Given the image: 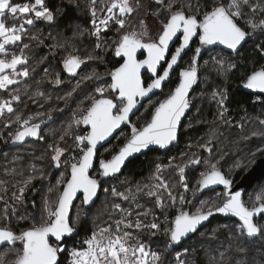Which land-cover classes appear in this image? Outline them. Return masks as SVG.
I'll return each mask as SVG.
<instances>
[{
  "label": "snow or ice",
  "instance_id": "obj_1",
  "mask_svg": "<svg viewBox=\"0 0 264 264\" xmlns=\"http://www.w3.org/2000/svg\"><path fill=\"white\" fill-rule=\"evenodd\" d=\"M157 4L163 7H157L155 11L146 14L157 18L159 28L153 35L144 18L139 19L135 27L129 24L130 18L138 15L144 7L141 0H103V3L99 4L98 0H90L88 11L93 25L90 34L96 37L95 49L105 52L109 50L101 33L107 31L111 24H115L118 26L115 30L119 33V39L114 42L115 56L124 58V62L105 74L92 70L80 76L65 95L58 97L67 103L78 92L83 91L85 84L89 82L95 84L96 81L103 79V75L110 77V83L96 85L95 95L89 97L87 106L81 107L73 114L71 120L62 126L58 136L53 132L55 142L48 146L52 153L50 159L53 167L59 169L63 166L66 175L57 180L55 185L47 186L48 195L42 197L38 217H31L34 222L30 228L16 234L10 227L0 225V249L12 246L9 253L0 255V264H58V255L64 251L61 242L66 236L73 234L76 231L75 225L80 223L81 212H77L74 223H70L69 217L77 194H82L81 205L87 207L94 204L101 190V181L89 174L97 158V146H103L102 142L108 140L122 124L130 125L131 134L126 142L111 155L110 159L99 160L100 177H117L130 157L150 146L169 147L177 141L182 118H185L186 112L192 107L189 94L202 75L199 64L202 49L220 44L237 52L250 36L259 33L264 37V0H204L203 4L201 0H157ZM105 12L106 15H99ZM9 19L11 23L8 22ZM38 19L49 22L54 20V14L45 6V0H34L24 4L0 0V90L5 93L11 90L10 98L0 99V121L6 128L13 124L18 126L12 135L13 144L23 143L29 137L44 139L41 134V126L46 124L44 116L37 113L25 117L22 112H18L14 108V103L21 101L22 90L19 87H11L24 84L26 89L28 87L26 80L35 71L34 67L30 69L28 66L29 57L26 50L30 45L23 41L26 36L39 40L38 36L30 35L26 27L34 25ZM241 21L244 26H241ZM178 34L182 36V42L167 60V66L162 74H159L158 66L166 60L169 44ZM193 37L198 38L200 47L195 48V54L180 70L179 82L162 99L153 103L150 94L163 89L170 71L178 64ZM9 46H16L18 51L9 52ZM67 47V41H56L52 45V48L57 50ZM257 47L264 53V44H258ZM141 49L147 51V56L138 60L137 52ZM73 52L78 50L73 48L68 52L62 61L61 69L73 78L87 61L101 63L104 61L102 55L87 54L81 57L79 54L73 55ZM43 59L46 58H42L41 63ZM209 63L217 76H226L237 69L236 63L223 57L212 56L209 62H205L206 65ZM145 68L152 73L150 82H145L142 78L141 70ZM207 70L206 67L205 71ZM44 74L49 78L54 77L52 82L57 85L63 82L59 72L50 73L49 69L45 68ZM243 86L264 93V65L251 71L244 79ZM24 94H27L26 91ZM45 96L44 92L37 90L29 99ZM46 98L51 99L50 96ZM145 98H148L151 109L150 119L137 127L131 122L130 115L134 110H138L137 106ZM211 98L220 109L218 112L220 120L225 124H231L230 119H225L227 89L217 86L211 92ZM52 119V114L48 113L47 120ZM261 124H264V120H261ZM81 125L88 126L86 134H78L75 131ZM252 135L264 136V132H253ZM66 138L73 140L74 148L77 150L75 155L69 152L66 156L67 150L59 146ZM216 139L217 132L213 130L208 139L203 143H197L196 147L210 153ZM188 147L192 148L193 145L189 144ZM258 151L264 152V149ZM255 155L252 153L250 164L255 162ZM201 163L206 164V170L200 173L197 188L189 189L186 170ZM218 164L219 161H203L198 153H184L179 160L173 157L167 165L157 164L149 182L137 185L135 191L128 189L127 192H121L112 187V195L125 201L136 200L140 194L154 198L155 207L164 216L163 222L152 208L137 211L133 219L131 209L122 208L119 203H115L109 212L108 220L103 224H96L80 248L71 249L70 264H164L163 254L154 251L150 244L141 240L131 230L139 232L148 230L152 237L157 234L166 236L167 250L173 245L180 244L190 234L197 233L204 222L215 213L238 218L239 230L236 233L230 232L228 239L235 242L237 253L246 255L248 248L240 243L241 239L245 236H264V223L255 220V217L264 214V192L254 194L249 205L242 199L241 191H231L233 181L225 176ZM31 167L32 174L27 176L17 173L14 168L8 170L7 175L23 177L15 183L0 179V201H4V207L0 211L4 220L16 215V205L24 204L25 190L33 185L35 180L49 179L50 173H45L43 169L37 170L35 165ZM235 167L239 168L241 165L237 163ZM169 170L173 173L175 182L165 177V172ZM10 184L16 188L10 197L13 203L8 202ZM214 185L224 186L223 196L217 194L215 199L199 201V207L192 205L191 200L186 199L183 194L191 191L195 197L197 192L203 193L205 189H210ZM103 191L108 192L109 189L104 188ZM52 195L54 199L49 198ZM178 202L183 207L169 219L166 215L168 209ZM189 205L194 211L188 210ZM32 207H36L35 201L32 202ZM136 207L143 206L137 202ZM148 217L151 219L148 220ZM17 218L24 220L28 216L20 215ZM50 237L55 238V245L50 243ZM212 238H216L215 233ZM17 242L21 245L19 250L15 247ZM232 247L233 244L230 243L223 251L217 249L218 258L217 255L207 253L209 264H233L232 257L228 255ZM187 251L188 249L184 250L185 253ZM180 256L181 253H177L176 260L179 264H187ZM234 264H246V261L237 259Z\"/></svg>",
  "mask_w": 264,
  "mask_h": 264
},
{
  "label": "trees",
  "instance_id": "obj_2",
  "mask_svg": "<svg viewBox=\"0 0 264 264\" xmlns=\"http://www.w3.org/2000/svg\"><path fill=\"white\" fill-rule=\"evenodd\" d=\"M27 1L29 0H13V2L15 3H23ZM201 3L203 4L204 0H201ZM46 5L53 12L54 20L51 22L45 21L43 19L36 20L34 25L28 28V32L30 33V35L38 36L39 40L30 39L28 36H26L23 41L24 43H28L30 45V48L26 50V54L29 57L28 66L30 67V69L34 67L35 71L26 80V84L28 85L26 89L24 84L11 86L12 88L19 87L22 90L21 101L18 103H14V105H20L19 107H14L18 112H22L24 114L27 113L28 115H30V112L33 111L36 114H42L44 116V119H47L48 113L52 114L53 120L49 122L42 131L43 137L48 128L57 127V130H60L62 126L59 125L61 123H67L69 120H71L73 114L76 112L74 110L75 108H77L76 106H83L81 105V103L87 106V98L92 95H95L94 89L96 85L103 84L102 82H104L105 80H109L110 78H107V75H103V79L100 81H96L95 84L92 82L85 84L83 91L78 92V94L73 97V100H68L67 103L62 99H58V97L65 95V93L71 89L74 83L62 82L61 84L57 85L52 82V79H54V77L49 78L45 76L44 69L48 68L50 73L59 72L62 81H65V78H68L70 79V81H73L84 71V69L88 66L90 62L87 61V65L75 78L62 71V56L64 55L63 49L54 50L52 48V45L53 43H55V37H57L58 32L63 31L62 35H65V37H71V39H67L66 41L70 46H75V49H81L87 52L88 50L92 49V47L95 48V45L92 44L88 46V43H91L90 40L93 39H91V37L93 36L90 34L92 31L89 25L92 26V24L89 19L88 0H83L82 4L75 5L65 0H47ZM143 5L144 7L140 10V13L138 15H135L134 18L130 19L133 21V23L129 20V24L131 23L130 25L132 27L133 25L136 26L138 20L144 18L148 22V25L152 29H155L157 24L154 21L153 16L146 15L147 13L153 12V7L149 5V3H143ZM257 19H259V17H257ZM75 26H79L81 29L83 28L82 31L75 28ZM116 27L118 26L115 24H111L109 29L107 31H103V33H108L109 35L116 34L117 31L114 30ZM252 42H254L253 45L251 44V47H246L244 53L241 54L243 55V58L240 62L237 63V69L233 70V72H229V76L228 74L226 76H218V80L215 79L214 81H212V83H216V87L219 86L222 88L225 86V88L227 89L228 99L226 101L225 108L228 109V115L235 122L232 124L219 125V121H217L218 130L216 129V132L218 139L213 141L212 146L214 150L209 153L204 149H198L196 147L197 143H203L208 139V125L209 128L214 129L216 120L215 118L217 117L219 111L217 107L215 109L213 105H210L206 99L201 98L200 104L196 100L195 109L193 112H195L198 108L199 111L195 112V116H193V113L189 121L186 122L177 145H175L168 152L151 150L146 154L134 158L133 160L128 162L121 175L103 184L100 196L93 206H82L83 212L81 216V224L77 225L78 227L75 226L76 234L66 238L65 242L62 244V246L64 247V251L60 253V264L66 262L67 260H70L69 248L71 246L80 247L82 245L83 240L87 239L91 235V232L95 226L93 222H90L93 212H95L96 210L98 212L103 211V219L101 221L96 219L100 224H103L105 221L108 220L109 212L112 211L113 199L107 196L103 207H100L98 209L102 201V196H105V192L103 191V189L108 188L109 192L111 193V188L113 187L111 183H115L116 181L122 180L124 177L131 178L133 182L146 181L152 175L153 167L155 166V164H157V160H159L157 156L159 157L160 155H162L164 158H166L171 156L172 154H175V157L177 158V160H179V158L184 153H198L202 157L203 161H219L218 167L222 169V171L226 175L234 173L238 175L239 178L255 163H249V161L252 159V153L256 154L255 161L264 154V152H260L256 149L257 145L262 143L263 136L261 140L259 136L252 135L253 132H264V124H261V120H264V96L252 95L239 88L241 82L245 79L244 77L247 74H249L254 69L264 65V57L262 56L264 53L256 49L258 48V44H264V37L260 36V34L257 33V37H255ZM15 49L16 51H18L16 47ZM241 55H238L237 59H240ZM42 58L46 59H43V62L41 63L40 61ZM103 62L104 66L102 64L98 65L99 73L101 74L107 73V70L109 68H112V70H114L116 67H118V63L120 62V60L117 56H115V47H113L107 53ZM104 67L107 69H104ZM226 77H228V80L225 79ZM37 90L44 92L46 96L34 97L33 99H29V97L33 96V94ZM25 91L27 94H24ZM2 92L3 94L7 95L8 98H10V91L9 93H5L2 90ZM48 96H50L51 99H47L46 97ZM57 109H63V111H57ZM62 118H66L67 120L61 121ZM200 118L205 120H203L202 123H197L196 119L198 120ZM192 120H194V122H192ZM240 125H243V128ZM188 126H190L191 129L187 130ZM17 127V125L13 124V126L6 128L2 125L0 121V178L15 183L17 179L19 180L18 175L12 177L10 175H7L6 172L14 168L18 173V171H20L19 167L22 166L23 169H28L32 165H35L37 170L43 169L45 173H49L50 171L53 172V169H57L54 168L52 165L50 159L52 153L51 149L48 147L50 144H53L51 143L52 141L50 139V137L54 138L53 132H55L56 136H58L56 129L52 130V132L49 133V137L45 136L43 140L31 139L24 142L20 146H11L12 135L16 131ZM79 129L81 130L79 131V134H86L87 130L84 125H81L78 130ZM123 131L130 132V129L124 128L121 132ZM120 133H118L117 135H119ZM249 134L252 137H250ZM8 135L10 136L7 137ZM117 135L108 145L104 146L102 149L99 150L100 157L108 158L106 154L102 155L104 149L112 146L113 150L115 151L117 145L122 144L124 142L125 138L122 137L120 139H117ZM6 137L8 138V140H6ZM67 139L73 142L72 139ZM257 139L259 140L256 141ZM189 144L193 145V147L189 148ZM27 145L33 146H30L31 149L29 150L26 149ZM22 148H24L21 153L23 155V160L14 159L13 154L8 157H3V154L6 152L8 153L10 151ZM75 150L76 149H74V151ZM237 163H239L241 167L236 168L235 165ZM205 170V163L189 167L186 170V180L189 189L192 188L193 184H196L198 186L200 173ZM57 171H59L60 173L59 169H57ZM57 171H55V173ZM165 174L169 176L173 173L171 172V170H169L166 171ZM92 175H99L98 166H96ZM173 181H175V179H173ZM107 183L108 185L106 186ZM263 183L264 178L261 179L258 183H256L249 192H251L257 186H260ZM197 186L195 188H197ZM115 188L118 191H121L118 187L115 186ZM15 190L16 188L12 187V185L10 184L8 193L9 203H13L10 197L11 193ZM215 191L218 190L210 191V194H213ZM41 192V181L35 180L33 182V185L28 188V192L25 195L24 204H26V206L16 205L17 209L20 210L18 211V213H16V215L11 216L9 220H4L2 218V211H0L1 224H4L6 227H10L13 231L17 233L22 232L20 230L22 228H30L32 225L29 221H25V219L20 220L17 217L22 215L21 213L25 209L29 211L35 210V208L40 202ZM190 192L191 191L187 192V196H190ZM210 194L205 193L201 195L199 194V192H197L195 195L196 202L202 199L206 200ZM113 197L115 198V201L117 199L116 202L119 203L122 208L129 203V200L125 201L119 197ZM246 199H249L248 196H246ZM81 200L82 197H80L76 202L73 208V213L77 204ZM33 201H35V208L32 207ZM153 201L154 200H152L151 198H149L147 202L141 199L139 204L143 207L134 208L132 218H135V214L137 211H143L144 208H152L155 213L159 214V219L163 218L164 220V216L161 215L160 210L153 205ZM246 201L249 202V200ZM192 205H194V202H192ZM3 207L4 201H0V210H2ZM188 209L194 211V208L191 205L188 206ZM168 211L169 212H167L166 215L169 216V219H172L173 216L178 212L177 209H172L171 207L168 209ZM83 213H87V215H84ZM147 219L150 220L151 217H148ZM71 223H73L72 218ZM231 227L239 228V223L235 221L230 222L225 219L216 218L212 221L210 225L204 227L201 231L195 234L190 240L184 242L181 246L176 247L173 245L167 250H165V245L167 242L166 236L157 234L156 236L152 237L148 234L147 230L146 239L148 238V242L153 247L154 251H158L163 254L164 264H167L168 261L170 262V259L176 260L177 253H181L180 259L187 261V264H209V258L207 253L217 255L218 258L216 250L219 249L220 251H223L225 248L228 247L230 243L233 244V247L228 252V255L232 257L233 264L237 259L245 260L246 264H264V236H259L255 239H248L246 236L243 237L240 243L244 247L248 248V252L246 255L237 253L235 251V242L230 241L228 239V234L230 233V230H232ZM141 233L140 237H142ZM214 233L216 236L215 239L212 238ZM18 244L20 245V243H17L16 245ZM185 249H188L187 253L184 252ZM183 254H187V256H183Z\"/></svg>",
  "mask_w": 264,
  "mask_h": 264
},
{
  "label": "rangeland",
  "instance_id": "obj_3",
  "mask_svg": "<svg viewBox=\"0 0 264 264\" xmlns=\"http://www.w3.org/2000/svg\"><path fill=\"white\" fill-rule=\"evenodd\" d=\"M65 1H67V2H69V3H71V4H82V2H83V0H65ZM144 1V2H143ZM31 2H34V0H29V1H27V3H31ZM141 2L142 3H149V5H151L152 7H153V10L152 11H155L156 9H157V7H163V5H158L157 4V0H141ZM46 3H47V0H45V6L47 7V5H46ZM162 16H163V13H162ZM131 19V18H130ZM153 19H154V21L156 22V24H157V26H156V28H157V30H158V28H159V25H158V23H157V18L155 17V16H153ZM132 20H130V22H131ZM12 22V21H11ZM10 22V23H11ZM15 23H20V21H15ZM89 24V23H88ZM92 24V23H91ZM32 26V25H31ZM31 26H27L26 25V27L27 28H29V27H31ZM90 26V28H91V31H93V25L91 26V25H89ZM75 28H77V29H79V30H81L82 31V29L79 27V26H75ZM116 28H118V27H116ZM115 28V29H116ZM114 29V30H115ZM114 30H112V31H114ZM111 31V32H112ZM62 33H63V31L62 32H58V34H57V37H55V42L56 41H61V42H63V41H66L67 39H71V37H65V35H62ZM101 35H102V38H103V40L104 41H106L107 42V44H108V51H101V50H99V49H95V48H93L92 47V49H90V50H88L87 52H85L84 50H81V49H77L78 50V52H73L72 54H79L81 57H83V56H85V55H87V54H92V55H102L103 57H104V59H105V57H106V55H107V53L113 48V47H115V44H114V42L115 41H117L118 39H119V33L117 32L116 34H111V35H109L108 33L107 34H104L103 32L101 33ZM256 35V37H257V34H255ZM93 36V35H92ZM93 38V39H92ZM63 39H65V40H63ZM91 39L92 40H90L91 41V43H88V46H90V45H92V44H94L95 45V42H96V37L95 36H93V37H91ZM15 47L16 46H9V52H17L16 51V49H15ZM73 48H75V46H73V45H69L68 44V47L66 48V49H63V56H62V61H63V59H64V57L68 54V52H70V51H72V49ZM54 50H57V49H54ZM212 56H213V54H212ZM212 56H209V58H207L206 60H205V62H209L210 61V58L212 57ZM214 56H217V57H222L223 55H221L220 53H218L217 55L216 54H214ZM224 58H225V56H224ZM241 60L240 59H235V60H232V62H234V63H238V62H240ZM205 62H203L202 64H203V72H202V80L204 81V83H202V88H201V90H200V92L198 93V94H196V96H195V99L198 101V103L200 104L201 103V101H200V99L201 98H204V99H206L207 101H208V103L210 104V105H213V107H215V109H216V107H217V109H219V107H218V105L216 104V102L214 101V100H212V98H211V92L216 88V83H212V81H214L215 79H217L218 80V76L215 74V72L212 70V65H211V63H209V64H205ZM99 64H102L103 66H104V62L103 63H101L100 61H90L89 62V64H88V66L84 69V71L76 78V79H79L80 78V76H83L84 74H86V73H88V72H91L92 70H96L97 72H99V68H98V65ZM207 67V71H205V68ZM104 69H107V68H105L104 67ZM112 70V68H109L108 70H107V72H109V71H111ZM231 72H233V70L231 71ZM228 76H229V73H228ZM107 78H109V76H107ZM75 79V80H76ZM225 79H227L228 80V77H226ZM65 81H63V83L65 82V83H75V80H71L70 81V79H68V78H65L64 79ZM103 84H101V85H104V84H107V83H110V78H109V80H105L104 82H102ZM222 88H225V86L224 87H222ZM10 92H11V90H10ZM95 93V92H94ZM107 95V94H106ZM4 98H8V96L7 95H5V94H3V92H2V90H0V99H4ZM87 99H89V97L87 98ZM70 100H73V98L72 99H70ZM69 100V101H70ZM156 100H152V102L154 103ZM196 102V101H195ZM81 105H83V106H86L85 104H83V103H81ZM80 105V106H81ZM20 105H14V107H19ZM83 106H81V107H83ZM77 108H75L74 110L77 112L81 107H78V106H76ZM77 109V110H76ZM226 109V108H225ZM151 110V109H150ZM150 110H149V103L147 104V107L145 108V109H143V111L139 114V116L137 117V121H139V123L140 122H143V121H145L146 120V118H148V116H149V112H150ZM196 111H199V108L196 110ZM195 111V112H196ZM219 111H220V109H219ZM218 111V112H219ZM75 112V113H76ZM195 112H194V115L193 116H195ZM24 114V113H23ZM36 113L35 112H33V111H31L30 112V115H35ZM216 114V113H215ZM62 115V114H61ZM24 116L26 117V116H28V114L27 113H25L24 114ZM216 120H215V125H214V129H211V128H209V125H208V129H207V133H209V135H210V133H211V131H213V130H216L217 129V127H218V123H217V121H219V125L221 124H225V123H223L221 120H220V118H219V116L217 115V117L215 118ZM225 119H230L231 120V124L232 123H235L233 120H232V118L228 115V109H226V111H225ZM67 119L65 118H62L61 119V121H66ZM203 120H205V119H196V122L197 123H202L203 122ZM70 121V120H69ZM68 121V122H69ZM37 122H39L38 120H37ZM67 122V123H68ZM192 122H194V120H192ZM1 123H2V125H3V122L1 121ZM67 123H61L59 126H64V125H66ZM239 123V122H238ZM13 126V125H12ZM59 126H58V128H59ZM62 128V127H61ZM243 128V127H242ZM241 128V129H242ZM56 129V131H57V133H58V135H59V133H60V130H57V127H51V128H48L47 130H46V132H45V134H44V137L45 136H47V137H49V133L50 132H52V130H55ZM189 129H191V127L190 126H188V128H187V130H189ZM218 130V129H217ZM216 130V131H217ZM78 134L80 133L79 131H81L80 129L78 130V129H76L75 130ZM129 135H130V132H126V131H123V132H121L119 135H117V139H120V138H125V140L129 137ZM209 135H207V137H209ZM10 135H8L7 137H9ZM249 136L250 137H252L250 134H249ZM6 137V140H8V138ZM259 138H261V140H262V136H259ZM50 139H51V143H54L55 142V138H53V137H50ZM124 140V141H125ZM259 139H257L256 141H258ZM197 142H198V140H197ZM196 142V143H197ZM193 144V143H192ZM195 144V143H194ZM118 145H120V144H118ZM117 145V146H118ZM30 146H33V145H27V148L26 149H31V147ZM59 146L60 147H62V148H64V149H66L67 151H66V153H65V155L67 156L68 155V153L69 152H71L73 155H74V143L73 142H71L69 139H65V141L64 142H60V144H59ZM114 146V145H113ZM212 148H213V146H212ZM257 150L258 149H264V136H263V140H262V143L261 144H259V145H257V148H256ZM24 150V148H22V149H17V150H14V151H10V152H6V153H4L3 154V157H8V156H10L11 154H13V157L15 158V157H20V160H23V155L21 154L22 153V151ZM213 150H214V148H213ZM113 150V147L112 146H110V147H107L106 149H104V151H103V153H102V155H107L108 156V158L109 157H111V155L112 154H114V152L116 151H114ZM256 151V150H255ZM22 157V158H21ZM173 157H175V154H172L171 156H169V157H166V158H164L162 155H160L159 157L157 156V158H159V160H157V164H159V163H161V162H163L164 163V165H167L171 160H172V158ZM63 159V158H62ZM256 162V161H255ZM157 164H155V166L153 167V172L155 171V167H156V165ZM23 167V166H22ZM22 167H19V170L20 171H18V173H23V176H27V175H29V174H32V167H30V168H22ZM55 168V167H54ZM59 170H60V173H59V171H57V169H53V172L52 171H50L49 173H50V176H49V179L48 180H46V181H41V185H42V192H41V196H40V202H39V204L37 205V207L35 208V210H33V211H29V210H24V211H22V215H27L28 216V218L27 219H25V221H29L30 222V224L32 225L33 224V220H32V218L31 217H33V216H37L38 217V213H39V210H40V207H41V201H42V197H44V196H46V195H48V193H47V186L49 185V184H52V185H55V183H56V181L57 180H59L62 176H64V175H66V172H65V169L63 168V166L61 167V168H59ZM55 171H57L56 173H55ZM152 172V173H153ZM245 173V172H244ZM243 173V174H244ZM37 175L39 174V172L37 171V173H36ZM242 174V175H243ZM236 174H234V173H230V174H228L227 176H229V177H233V176H235ZM241 175V176H242ZM236 176H238V175H236ZM240 176V177H241ZM18 177H19V180H20V178L22 179L23 177L22 176H20V175H18ZM151 177V176H150ZM150 177L146 180V181H144V182H139V181H136V182H133V180H131V178H128V177H124L122 180H119V181H116L115 183H111V185L113 186V187H118L120 190H121V192H127V190L128 189H132L133 191H135V188H136V186L137 185H140V184H144V183H148L149 182V180H150ZM165 177L166 178H169V179H171L172 180V182H175V181H173V179H175L174 178V175L172 174V175H169V176H167V174H165ZM239 177V178H240ZM1 179V178H0ZM18 180V179H17ZM259 182V181H258ZM257 182V183H258ZM105 184V183H104ZM108 185V183L106 184V186ZM110 185V184H109ZM197 185L196 184H193V186H192V188L191 189H195V187H196ZM30 187V186H29ZM28 187V188H29ZM28 188L25 190V193H24V196L26 195V193L28 192ZM181 192H182V189H181ZM260 192H264V183L263 184H261L260 186H257L255 189H253L251 192H249V194H248V200H249V203L251 204V202H252V199L254 198V194H259ZM185 196H186V199H189V200H191V202H194V205L196 206V207H199V201H202V200H204V199H202V200H198V202H196V198L195 197H193V195H192V193L190 192L189 193V195L190 196H187L188 195V193H183ZM200 194V193H199ZM207 194H210V192H208ZM217 194H222V190H218V191H215L213 194H210L209 196H208V198L207 199H209V198H212V199H215V197H216V195ZM107 196H109L111 199H113L112 200V206H113V204H115V203H117L116 201H117V199H116V201H115V198L111 195V193L108 191V192H105V196L103 195L102 196V201H101V204L99 205V207H98V209L100 208V207H103V205L105 204V201H106V197ZM113 197V198H112ZM138 197L139 198H141V199H143V201H145V202H147V200L149 199V197H147V196H145V195H143V194H140V195H138ZM24 198V197H23ZM49 198H53L54 199V195H52V196H50ZM109 198V199H110ZM152 200H154V198H151ZM206 199V200H207ZM108 202V201H107ZM144 202V203H145ZM196 203H197V205H196ZM153 205H154V203H153ZM23 206H26V204H23ZM155 206V205H154ZM181 207H183V205H181L179 202L177 203V204H175V205H173V206H171V208L172 209H177V211H179L180 209H181ZM18 210H20V209H17V212L16 213H18ZM77 212H83L82 211V205H81V201L77 204V206H76V208H75V210H74V213H73V217H72V219H73V223L75 222V220H76V214H77ZM169 212V211H168ZM30 214V215H29ZM81 216H82V214H81ZM103 211H100V212H98L97 210L95 211V212H93L92 213V218H91V220H90V222H93V224L94 225H96V224H100L96 219H98L99 221H101L102 219H103ZM168 216V215H167ZM169 217V216H168ZM162 220H163V218L162 219H160V221L162 222ZM264 223V222H263ZM81 224V218H80V223H79V225ZM0 225H2L1 224V222H0ZM2 226H5L4 224L2 225ZM75 226H77V225H75ZM78 227V226H77ZM26 228H22V229H20L21 231H23V230H25ZM231 229L232 230H230V232H232V233H236V232H238V230H239V228H235V227H231ZM131 231H133L134 232V234L135 235H138L139 237H140V233L141 232H139V231H137V230H135V229H132ZM146 233H147V230H144L141 234H142V237H140V239L141 240H143L144 242H146V243H148L149 244V242H148V238L146 239ZM20 246L21 245H15V247H16V249L17 250H19V248H20ZM82 246V245H81ZM80 246V247H81ZM12 246H9V247H7V248H3L1 251H0V255H3L4 253H9V251H10V248H11ZM80 247H75V248H80ZM152 247V246H151ZM73 247L71 246L70 248H69V250L71 251V249H72ZM152 249H153V247H152ZM183 256H187V254H183ZM70 259H71V257H70ZM172 261V262H171ZM69 262V264H70V260L68 261ZM167 264H179L178 263V261L177 260H175V259H170V262L168 261V263Z\"/></svg>",
  "mask_w": 264,
  "mask_h": 264
},
{
  "label": "water",
  "instance_id": "obj_4",
  "mask_svg": "<svg viewBox=\"0 0 264 264\" xmlns=\"http://www.w3.org/2000/svg\"><path fill=\"white\" fill-rule=\"evenodd\" d=\"M179 36H180V34H178L177 37L173 38V40L170 42V44H169V50H168V53L166 54V60H165V61H162V62H161V65L167 61L168 56H169V54H170V52H171V50H172V47L174 46V44L176 43V41L179 39ZM195 38H197V37H193L192 41L190 42L189 47H188L187 49H185V53L191 48V46H192V42H193V40H194ZM248 40H249V38L247 39L246 43L248 42ZM181 42H182V39H181ZM246 43H244L238 51H240ZM198 47H200V44L198 45ZM215 47H221L222 49H225V50H227V51H229V52L236 53V52H233V51L230 50V49H227V47L224 46V45L217 44V45H213V46H208V47L202 49L201 59L199 60V64L201 63V60H202L203 55H204L206 52H208L210 49L215 48ZM196 48H197V47H196ZM238 51H237V52H238ZM142 52L145 53V56H144L143 58L140 59V55H141ZM185 53H182V57L184 56ZM146 56H147V51L144 50V49H141L140 51L137 52V59H138V60L145 59ZM180 61H181V59L178 61V64H177L176 66H173V69L170 71L169 78H168L167 81H165L164 85L170 80V77H171L172 72H173V71L175 70V68L180 64ZM123 62H124V58H123V61L121 62V64H122ZM86 65H87V62L81 66V69L78 70V74L83 70V68H84ZM161 65L158 66V69H157V72H158V73H159V70H160V68H161ZM119 66H120V65H119ZM119 66H118V67H119ZM146 72H148V73L151 74V76H152V73H151L149 70H147L146 68H145V69H142V70H141V75H142V78H143L144 80H145L144 75H145ZM67 74H68V73H67ZM68 75H69V74H68ZM178 82H179V81H178ZM199 85H200V80L198 81L197 85H194V86H193V90H192V91L190 92V94H189L190 97H191L192 93L195 91V89L198 88ZM239 88H240L241 90H243V91H245V92H247V93L253 94V95H264V93H261V92L255 91V90H251V89H247V88H245V87L243 86V82L240 84V87H239ZM159 91H161V90H157L156 92H159ZM156 92H155V93H156ZM150 95H151V97H152L154 94H150ZM146 100H148V98H145V100L141 101V104L137 106L138 110H134L133 114L130 115V120H131V122H132V118H133V116H134V115H135V114H136V113L142 108V106H143V104H144V102H145ZM192 108H193V103H192V107L186 112L185 118H182V121H181V128H182V126H183V123H184L185 119L188 117L190 111L192 110ZM52 120H53V119H52ZM52 120H47V119H45L46 124H44V125L41 126L42 131L44 130V128L46 127V125H47L49 122H51ZM132 123H133V122H132ZM84 127L86 128L87 131L89 130V129H88V126H85V125H84ZM124 128H129V129H130V134H131V127H130V125L122 124L121 127H120L119 129H117V130L112 134L111 137L108 138V140L102 142V145H103V146H100V145L97 146V148H98V151H97V158H96V160H94L93 168L90 169V171H89V174H90L91 176H93L92 173H93V171L95 170L96 166H98V169H99V160H100V159H110V158H111V157H109V158H106V157H100V156H99V150L102 149L104 146L108 145V144H109V143H110V142L116 137V135H117L118 133H120ZM181 128H180V130H179V132H178V139H177V141H175L172 145H170V146L167 147V148H160L159 146H150L148 149L142 150L141 153L134 154L132 157L129 158L128 161L125 162L124 167L121 169V172L117 174V176H119V175H121V174L123 173V171H124L126 165L128 164V162H130L131 160H133L134 158H136V157H138V156H141V155H143V154H146V153H148V152L151 151V150H159V151H161V152H168V151H170V150H171V149H172V148L178 143V141H179V139H180V136H181ZM41 134H42V132H41ZM129 136H130V135H129ZM31 139H37V138L29 137V138H26V140H25L24 142H26V141H28V140H31ZM24 142H23V143H24ZM125 142H126V140H125L122 144L118 145L117 148H116V150H117L119 147H121ZM23 143H16V144H13V143L11 142V146H20V145H22ZM115 152H116V151H115ZM115 152H114V154H115ZM221 171H222V169H221ZM99 172H100V169H99ZM222 172H223V171H222ZM223 173H224V172H223ZM224 174H225V173H224ZM225 176L228 177V178H230V179L233 181L232 186H231V191H232V192H235V191H241V192H242V199H244V201H245V195H246V194H247V193H248V192L254 187V185H255L258 181H260L261 179L264 178V155H262L261 157H259V158L256 160V162H255V163H254V164H253V165H252V166H251V167H250V168H249V169H248V170H247V171H246V172L240 177V178H238V176H236V175L233 176V177H229V176H227V175L225 174ZM93 177H96V178H98V179L101 181V189H102V186H103L104 183H106L107 181L112 180V179L115 178V177H100L99 175H98V176H93ZM213 190H222V194H221V196H223V193H224V191H225L223 185H214V186H212L210 189H205L204 192H203V193H200V194L203 195V194L208 193V192L213 191ZM100 193H101V190L98 192V194H97V198H95L94 204L97 202V200H98V198H99V196H100ZM80 197H82V194L78 193V194H77V198L73 201V205H72V208H71L70 213H69L70 223H71V218H72V214H73V208H74L76 202L78 201V199H79ZM245 202H246V201H245ZM94 204H93V205H94ZM93 205H91V206H93ZM188 210H189V209H188ZM189 211H191V210H189ZM262 216H264V214H261V215L255 217V220L257 221V219H260ZM216 218L225 219V220H236V221L239 222V220H238L237 217H234V216H231V215H224V214H222V213H215L212 217L209 218L208 221H205V222H204V224L198 229L197 233H198L199 231H201L204 227L210 225V224L212 223V221H213L214 219H216ZM14 232H15V231H14ZM197 233H195V234H197ZM16 234H20V233H17V232H16ZM75 234H76V231H75L73 234H71L70 236H66V237L64 238V240H63L61 243L63 244V243L65 242V239H66V238L71 237V236H73V235H75ZM195 234H190V236H189L188 238H185L184 240H182V242H181L180 244H177V245H174V246H176V247L181 246L184 242L190 240ZM247 238H248V239H253V238H255V237H247ZM49 240H50V243H53V244L55 245L56 241H55V238H54V237H50ZM17 243H20V242H17ZM2 249H3V248H2ZM2 249H0V251H1ZM59 263H60V254L58 255V264H59Z\"/></svg>",
  "mask_w": 264,
  "mask_h": 264
},
{
  "label": "flooded vegetation",
  "instance_id": "obj_5",
  "mask_svg": "<svg viewBox=\"0 0 264 264\" xmlns=\"http://www.w3.org/2000/svg\"><path fill=\"white\" fill-rule=\"evenodd\" d=\"M132 23H133V21H132ZM131 24V23H130ZM241 26H244V24H243V21H241ZM133 27H135L134 25H133ZM150 27V26H149ZM149 31H150V33H152L153 35L156 33V31H157V29L155 28V29H152L151 27L149 28ZM255 37H256V35H253V36H250L249 37V40H248V42L243 46V48L240 50V51H238V52H236V53H232V52H229V51H227V50H225V49H222L221 47H215V48H212V49H210L208 52H206L204 55H203V57H202V60H201V63H200V67H201V71L203 72V62H205V60L207 59V58H209V56H212V54H213V56H214V54H218V53H220L221 55H223L222 57L224 58V56H225V59L226 60H235V59H237V56L238 55H241V54H243L244 53V50H245V48L246 47H251L250 45L252 44L253 45V43L254 42H252V40L253 39H255ZM181 39H182V36L180 35L179 36V39L176 41V43L174 44V46L172 47V50H171V52H170V54H169V56H168V59L167 60H169L170 59V56H171V54H173L174 53V51H175V48L176 47H178L179 46V44L181 43ZM198 45H199V40H198V38H195L194 40H193V42H192V46H191V48L184 54V56L181 58V61H180V64L175 68V70L172 72V74H171V77H170V80L163 86V89L161 90V91H159V92H156L152 97H151V101L152 100H158V99H162L171 89H173L174 87H175V85L178 83V81H179V72H180V70L183 68V67H185L186 65H187V63L189 62V60H190V58L195 54V48L196 47H198ZM258 51H259V49L258 48H256ZM145 56V53L144 52H142L141 53V55H140V59L141 58H143ZM263 57H264V54L262 55ZM243 58V55H241V58H240V60ZM118 59L120 60V62L118 63V66L121 64V62L123 61V58L122 57H118ZM167 66V61L165 62V63H163L162 65H161V68H160V70H159V74H162V72H163V70H164V68ZM259 68V67H258ZM258 68H256V69H258ZM255 70V69H254ZM251 73V72H250ZM249 73V74H250ZM248 75V74H247ZM246 75V76H247ZM246 76L244 77L245 79H246ZM144 78H145V82H150V78H151V74H149L148 72H146L145 73V75H144ZM244 81V80H243ZM242 81V82H243ZM241 82V83H242ZM202 83H204V81L202 80V75H201V77H200V85L198 86V88L197 89H195V91L192 93V95H191V100H192V103H193V108H192V110L190 111V113H189V115H188V117L185 119V121H184V123H183V126H182V128H181V132H182V130H183V127L185 126V124H186V122L187 121H189V119L191 118V116H192V114L194 113L193 111H194V109H195V104H196V99H195V96H196V94H198L199 92H200V90H201V88H202ZM253 95V94H252ZM257 96H264V95H257ZM149 102H148V100H146L145 102H144V104H143V106H142V108L133 116V118H132V122L134 123V124H136L137 125V127H140V126H142V124L144 123V121L143 122H140L139 123V121H137L136 119H137V117L139 116V114L143 111V109H145L146 107H147V104H148ZM149 110H150V108H149ZM150 112H151V110H150ZM150 112H149V116H148V118H146V120L147 119H150ZM139 123V124H138ZM264 155V154H263ZM16 191V190H15ZM248 194V193H247ZM245 195V201L246 200H248V199H246V196H248V195ZM23 199H25V196H24V198ZM246 203H248L249 205H250V203L249 202H247L246 201ZM228 221H230V222H233V221H235V222H238V221H236V220H228ZM257 222L258 223H263L264 222V216H262L260 219H257ZM239 224H240V222H238ZM257 237H259V236H257ZM257 237H255V238H257ZM255 238H253V239H255Z\"/></svg>",
  "mask_w": 264,
  "mask_h": 264
},
{
  "label": "built area",
  "instance_id": "obj_6",
  "mask_svg": "<svg viewBox=\"0 0 264 264\" xmlns=\"http://www.w3.org/2000/svg\"><path fill=\"white\" fill-rule=\"evenodd\" d=\"M99 3H103V0H98V4ZM88 4H90V0H88ZM107 13L105 12V13H102V14H99V15H106ZM89 19H90V21H91V19H92V17H91V15H90V13H89ZM97 23H99V19H97ZM177 145V144H176ZM76 152H77V150H75L74 151V155L76 154ZM159 164H162V165H164V163L163 162H161V163H159ZM140 201H141V198H139L138 196H137V199L136 200H129V203L126 205V206H124L123 208H125V209H131L132 211L134 210V208H136V204H137V202L138 203H140ZM156 215L159 217V214L158 213H156ZM69 260H67L66 262H64V263H62V264H69V262H68ZM60 264V263H59Z\"/></svg>",
  "mask_w": 264,
  "mask_h": 264
},
{
  "label": "crops",
  "instance_id": "obj_7",
  "mask_svg": "<svg viewBox=\"0 0 264 264\" xmlns=\"http://www.w3.org/2000/svg\"><path fill=\"white\" fill-rule=\"evenodd\" d=\"M11 2L12 3H15V2H13V0H11ZM24 3H27V2H23V3H20V4H24ZM9 23L11 22V20L9 19V21H8Z\"/></svg>",
  "mask_w": 264,
  "mask_h": 264
},
{
  "label": "bare ground",
  "instance_id": "obj_8",
  "mask_svg": "<svg viewBox=\"0 0 264 264\" xmlns=\"http://www.w3.org/2000/svg\"><path fill=\"white\" fill-rule=\"evenodd\" d=\"M85 3V2H84ZM33 149V148H32ZM22 158V157H21ZM6 165V164H5ZM13 177V176H12ZM13 179V178H12ZM21 179V178H20ZM19 211V210H18Z\"/></svg>",
  "mask_w": 264,
  "mask_h": 264
}]
</instances>
